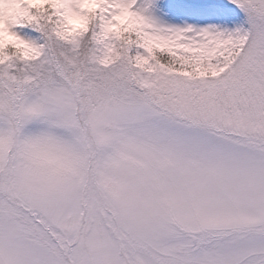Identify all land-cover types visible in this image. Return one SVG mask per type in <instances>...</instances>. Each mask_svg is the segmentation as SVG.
<instances>
[{"label": "snow or ice", "instance_id": "6c2138e0", "mask_svg": "<svg viewBox=\"0 0 264 264\" xmlns=\"http://www.w3.org/2000/svg\"><path fill=\"white\" fill-rule=\"evenodd\" d=\"M43 7L0 63V264H264V0Z\"/></svg>", "mask_w": 264, "mask_h": 264}, {"label": "clouds", "instance_id": "9594fccd", "mask_svg": "<svg viewBox=\"0 0 264 264\" xmlns=\"http://www.w3.org/2000/svg\"><path fill=\"white\" fill-rule=\"evenodd\" d=\"M44 0H26L24 6L19 0H0V63L9 60L11 57H16L20 61L34 59L40 55V51L32 45L17 40L9 32V27L19 25L21 28L27 27L26 23H21L29 17V9L37 8L38 13L44 12ZM89 10L93 5H84ZM87 23L86 16L78 13H73L71 9L65 8L62 13V20L59 23V36L67 41H72L73 38L85 29ZM111 30V29H110ZM13 50L9 54L8 49ZM104 55V63H110L112 57V49Z\"/></svg>", "mask_w": 264, "mask_h": 264}, {"label": "rangeland", "instance_id": "374dc122", "mask_svg": "<svg viewBox=\"0 0 264 264\" xmlns=\"http://www.w3.org/2000/svg\"><path fill=\"white\" fill-rule=\"evenodd\" d=\"M15 31H18L21 35H27L35 38L38 33L33 32L30 28H17L14 29Z\"/></svg>", "mask_w": 264, "mask_h": 264}]
</instances>
